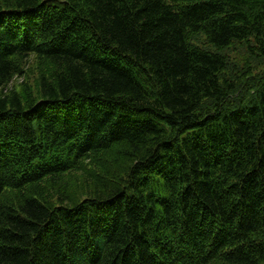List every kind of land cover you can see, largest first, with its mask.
<instances>
[{"label":"trees","instance_id":"1","mask_svg":"<svg viewBox=\"0 0 264 264\" xmlns=\"http://www.w3.org/2000/svg\"><path fill=\"white\" fill-rule=\"evenodd\" d=\"M0 264H264V0H0Z\"/></svg>","mask_w":264,"mask_h":264},{"label":"rangeland","instance_id":"2","mask_svg":"<svg viewBox=\"0 0 264 264\" xmlns=\"http://www.w3.org/2000/svg\"><path fill=\"white\" fill-rule=\"evenodd\" d=\"M192 41L193 42H196L200 45H205L207 46L208 43L205 42V38L202 34H198L197 36L195 37H192ZM240 48H241V45L239 44H236L234 45V47L232 49H230L228 52H229V66L234 64V60H236V58L239 56V57H242L241 54L242 53H239L240 51ZM237 52V54H236ZM228 66V67H229ZM43 67V64L39 62V60L35 59V57L33 55H30L28 56V58L23 61L21 63V68H22V71L20 74H17L13 77L12 79V83H19V82H22V83H27L29 85L32 86V89H35L34 87V80L36 78V74L42 69Z\"/></svg>","mask_w":264,"mask_h":264}]
</instances>
